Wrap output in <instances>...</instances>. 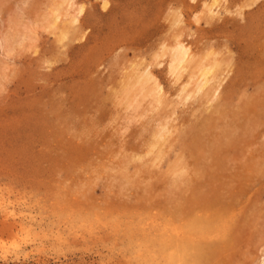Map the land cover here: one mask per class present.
I'll return each mask as SVG.
<instances>
[{"label":"rangeland","instance_id":"obj_1","mask_svg":"<svg viewBox=\"0 0 264 264\" xmlns=\"http://www.w3.org/2000/svg\"><path fill=\"white\" fill-rule=\"evenodd\" d=\"M71 1L0 0V264H150V238L206 211L227 214L228 236L201 264H264V0H219L213 16L212 0ZM179 33L194 56L229 58L212 106L178 102L205 63L172 78ZM144 63L158 109L123 92Z\"/></svg>","mask_w":264,"mask_h":264},{"label":"bare ground","instance_id":"obj_2","mask_svg":"<svg viewBox=\"0 0 264 264\" xmlns=\"http://www.w3.org/2000/svg\"><path fill=\"white\" fill-rule=\"evenodd\" d=\"M103 1H105V0H103ZM218 2H219V0H212V3H210L209 6L207 5L208 6L207 10H208L210 16H213L215 14L214 11L218 7ZM59 5H60V3H59ZM59 5H58V8L56 11H58V9L61 8L60 6L62 5V3L60 6ZM245 5H248V4L245 3L243 5V7ZM64 6H66V5H64ZM66 10H67V8H66ZM53 11H54L53 13H55L54 9H53ZM78 12H79V10H78ZM53 13H52V15H53ZM64 14H67V11ZM52 15H50V17H52ZM59 15L60 14H58V12L53 15V17L51 18V24L50 25H52V26L56 25L58 18H59ZM179 15H181V14L178 13L174 16L175 20H176V21L174 20L175 22H177L179 17L181 18V16H179ZM71 16L72 17H71L70 21L72 23L73 21L76 20V18L73 17V15H71ZM60 21H62V20H60ZM177 23L179 24V22H177ZM68 24H67V26H68ZM62 30H64V29L62 28ZM64 33L65 32H63V34ZM60 35H61V33H60ZM64 35L61 37L63 38ZM180 35H181L180 33L176 36L174 35L172 45L169 42V44H170L168 46L169 50H167V47H166L168 45L167 42H166L167 45L164 46V48L166 47L165 50L169 51V52H167L169 54V56H168L169 57L168 70L173 75L172 78L174 77V80H177V81L180 80V78L182 77V75L184 73H187V71L189 72L190 67H191L190 65L193 62H195L194 65L197 64L198 60H196V59L199 58L195 54V56H196V59H195L193 52L190 50L189 44L187 45V43H185V40L180 38ZM163 39L166 40V38H163ZM164 48L161 45V49L164 50ZM161 49H159L160 52L158 51V53L164 54L163 52H165V50L161 51ZM227 49H228V47H227ZM229 50L230 49H228L227 52H229ZM209 51H210V53H208V54H209V57H211V59L209 58L210 60L206 62V60H207L206 58H208V54H207V56L206 55L201 56V58H199V59L202 60V58H203L205 60V63H203V61H201V64H200L199 63L200 61H199L198 62L199 64H197L194 67L193 66L191 67V70L192 69H194V70H192L191 73H188L189 77L186 75L188 78L186 80V85L182 86V93L180 91L181 96L179 98L181 100L179 99V101H178L179 103L180 102L182 103V101L185 102L188 99L199 100L201 97L205 98L207 102L208 101L214 102V99L219 98V92L221 90V89L219 90V87H220L221 83L223 82V80L225 79V76L227 75V73L231 70L230 67H232V66H230V64L228 62L229 58L227 59L226 55H225V57L228 61L225 58H223V56L219 58L218 56H216L214 54L212 55L211 50H209ZM205 52H207V50ZM225 52H226V50H225ZM158 53H157V55H158ZM230 53H231V51H230ZM165 54H166V52H165ZM220 54H221V52H220ZM222 54L224 55L225 53L223 52ZM205 56H206V58H204ZM229 56H232V55H229ZM233 63H231V65ZM148 65L149 64L144 63L141 66L140 65L133 66L135 68V74H134L135 76H133V78L134 77L135 78L133 80L131 77L132 81H128V82H130V83H127L128 86L123 87L125 90L127 89V87H128V89L132 88V92L134 91L133 92L134 96L132 95V93L128 92L129 91L128 89L126 90V92L123 90V92L127 96H133V97H136L138 94H140L141 96H148L149 102L152 105V107L154 109H158L160 106H163L161 104L164 102V100H167L166 99L167 96L165 95V92L163 90L161 83L154 77V74L149 69ZM174 83H175V81H174ZM187 84H192V87L189 86V89H188L186 87ZM179 89H181V88H179ZM127 92L129 93V95L127 94ZM164 97H165V99H164ZM190 101H192V100H190ZM215 102H216V100H215ZM210 104H211V102H210ZM212 105H214V104H211V106ZM208 106L209 105L207 104L206 107H208ZM214 107H212V109ZM167 122L165 121L164 123L160 124V128L158 130H156V132L154 133L155 145H153V146H156V144L158 146H156V149L154 151L153 160L154 161L157 160V163L160 162L159 159L162 158L161 156H164V154H162L163 146L164 145L168 146V144L170 143V141H169L170 139H168V137L175 130V127L173 125L172 126L169 125V122L168 123ZM179 128H180V126H179ZM181 130H182V128H181ZM183 155H185V154L183 153ZM178 157L181 158L180 156H178ZM174 160H173V162H174ZM185 165H187V164H185ZM170 166L172 167L171 163H170ZM175 169H176V167H175ZM177 169H178V167H177ZM180 169H182V168H180ZM168 171H170L169 168H168ZM181 171L184 172V170H181ZM181 171H179V169H178V171H176V172H181ZM184 176H182V177H184ZM2 206L4 208L5 213H7V214H14L15 213L14 209L12 207H10L9 205L6 204V205H2ZM0 207H1V199H0ZM202 213L201 214L193 213L191 215L189 222H187L184 226L185 227V235L184 234L182 236L179 235L180 233L178 232V230H176L175 228H172V229H169L167 232H166V230H163V231L159 232L156 236L150 238L149 239L150 242H153L152 245L158 247V251L160 253V259L157 260V258L152 257L150 264H201L205 259L206 251L210 249V246H211L210 239L215 237V238H217V240H222L223 236L225 234V231H226V234L228 231L227 230L228 220H227V216H226L227 214L222 213V215H221L218 213V215H217L216 213H210L209 211L202 212ZM186 229H187V232H186ZM227 236H228V234H227ZM263 261H264V259H263Z\"/></svg>","mask_w":264,"mask_h":264}]
</instances>
